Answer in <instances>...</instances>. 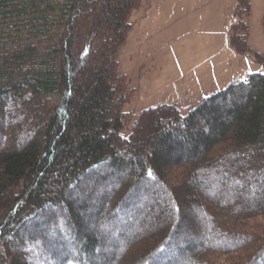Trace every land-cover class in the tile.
Returning a JSON list of instances; mask_svg holds the SVG:
<instances>
[{
	"label": "trees",
	"instance_id": "16d2710c",
	"mask_svg": "<svg viewBox=\"0 0 264 264\" xmlns=\"http://www.w3.org/2000/svg\"><path fill=\"white\" fill-rule=\"evenodd\" d=\"M141 4L0 0V264H264V73L122 136ZM249 14L236 0L241 55ZM145 193L156 217L133 206Z\"/></svg>",
	"mask_w": 264,
	"mask_h": 264
},
{
	"label": "rangeland",
	"instance_id": "374dc122",
	"mask_svg": "<svg viewBox=\"0 0 264 264\" xmlns=\"http://www.w3.org/2000/svg\"><path fill=\"white\" fill-rule=\"evenodd\" d=\"M248 1V45L253 53L241 55L227 40L236 0H142L117 58L120 73L134 91L123 107L129 118L122 136L129 135L143 110L168 105L185 116L201 99L232 82L264 73V63L254 56L264 61V0ZM148 194L139 196L133 206L143 209V215L156 217L153 208L142 207L144 199L159 200L156 193L152 198Z\"/></svg>",
	"mask_w": 264,
	"mask_h": 264
}]
</instances>
